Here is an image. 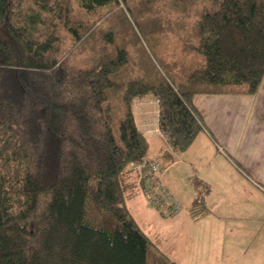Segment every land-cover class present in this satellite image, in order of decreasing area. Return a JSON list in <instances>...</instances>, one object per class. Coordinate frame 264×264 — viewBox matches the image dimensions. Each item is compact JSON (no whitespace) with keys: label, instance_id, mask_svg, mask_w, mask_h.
<instances>
[{"label":"trees","instance_id":"16d2710c","mask_svg":"<svg viewBox=\"0 0 264 264\" xmlns=\"http://www.w3.org/2000/svg\"><path fill=\"white\" fill-rule=\"evenodd\" d=\"M263 77L264 0H0V264H148L127 204L149 152L134 102L158 100L182 152L203 127L195 95Z\"/></svg>","mask_w":264,"mask_h":264},{"label":"crops","instance_id":"0c3cea01","mask_svg":"<svg viewBox=\"0 0 264 264\" xmlns=\"http://www.w3.org/2000/svg\"><path fill=\"white\" fill-rule=\"evenodd\" d=\"M193 104L202 130L174 152L155 124L154 98L134 102L147 158L173 155L160 181L179 210L153 208L134 190L142 207L131 214L151 246L165 241L160 252L175 264H264V77L253 95L198 94Z\"/></svg>","mask_w":264,"mask_h":264},{"label":"built area","instance_id":"2783aa9c","mask_svg":"<svg viewBox=\"0 0 264 264\" xmlns=\"http://www.w3.org/2000/svg\"><path fill=\"white\" fill-rule=\"evenodd\" d=\"M129 170L138 173L144 180L143 195L148 205L153 208L167 209L174 213L179 210L178 203L161 185V164L157 160L144 158L140 162L129 165Z\"/></svg>","mask_w":264,"mask_h":264},{"label":"rangeland","instance_id":"374dc122","mask_svg":"<svg viewBox=\"0 0 264 264\" xmlns=\"http://www.w3.org/2000/svg\"><path fill=\"white\" fill-rule=\"evenodd\" d=\"M162 1V3H166L167 5H169V4H172L173 3V0H161ZM202 3H200L199 5H197V6H194V5H192V7H191V9H190V11H186L185 13H187L188 12V14H195L196 12L198 13V11L202 8V6L201 7H198V6H200ZM118 8H122V6L121 5H119V7ZM188 9V8H187ZM76 10L80 13V14H84V11L82 10V9H78V8H76ZM177 12H180V11H177ZM184 13V14H185ZM144 39H145V37H144ZM142 50H143V52H142V54H146V55H142V57L144 58V59H146V57H148L149 58V56L151 57V58H153V55L155 56V57H159V55H158V53H157V56H156V52H155V50L154 49H151V44L148 42V43H145L144 45H143V48H142ZM149 54V55H148ZM154 103H155V105H156V109L154 110V114H155V124H158V115H159V107H158V100L157 99H154ZM161 132V131H160ZM38 143H37V141L35 142V146L37 145ZM143 197H144V195H143ZM145 199V198H144ZM127 204H128V207H129V209L133 212L134 210H138V209H140L141 207H142V199L140 198V197H138V198H136V197H130L129 199H128V202H127ZM150 206V205H149ZM163 236V235H162ZM153 238V236L151 237V239ZM149 250H150V252H149V258L147 259L148 260V264H170L169 262H170V260H169V257L167 256H165V253L163 252V254H162V252H160V251H165L166 250V246H165V241L163 240V239H161L159 242H154L153 244H152V246H150L149 247ZM154 252L155 253H161L162 254V256H157L155 259H156V261H160V262H151L150 260H151V256L152 255H154Z\"/></svg>","mask_w":264,"mask_h":264}]
</instances>
